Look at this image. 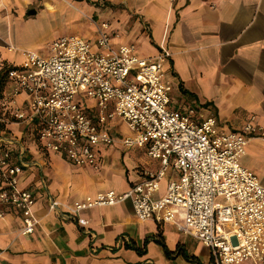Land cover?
Instances as JSON below:
<instances>
[{
	"label": "crops",
	"instance_id": "obj_1",
	"mask_svg": "<svg viewBox=\"0 0 264 264\" xmlns=\"http://www.w3.org/2000/svg\"><path fill=\"white\" fill-rule=\"evenodd\" d=\"M37 1L42 7L30 8L33 15L27 17L20 8L32 0H0V62L24 63L21 52L13 50L21 45L15 30L33 17L48 13L56 27L75 24L80 29L77 23L84 25L82 11L94 13L121 32L115 42L136 43L139 55H153L161 46L170 51L165 76L170 75L167 83L175 81L178 89L176 95L169 89L172 108L184 112L195 108L200 119L213 114L223 129L241 128L252 114L264 124V0H176L173 5L168 0H108L105 6L87 1ZM13 8L19 14H12ZM130 14L135 26L128 29L124 21ZM81 35L95 37L89 32ZM141 39L144 48L138 45ZM84 106L95 116L92 99L86 98ZM121 123L127 125L116 117L108 127L117 136L133 133L128 125L125 133ZM6 126L0 135L13 139L6 146L14 160L22 163L20 186L35 193L33 211L38 221L31 234H22L19 211L7 209L0 216V264H200L198 260L214 264L210 248L184 233L194 238L188 244L172 222L139 220L129 198L72 210L75 203L93 200L101 191L128 190L142 179V168L158 169L161 161L149 156L146 146L100 144L101 164L95 168L44 149L31 122L13 121ZM249 153L257 158L246 157ZM242 162L264 184L256 171L257 166L264 168V139L249 140ZM178 176L179 171L170 166L159 194L165 193L169 179ZM52 201H57L54 207ZM202 249L207 250V259Z\"/></svg>",
	"mask_w": 264,
	"mask_h": 264
},
{
	"label": "built area",
	"instance_id": "obj_2",
	"mask_svg": "<svg viewBox=\"0 0 264 264\" xmlns=\"http://www.w3.org/2000/svg\"><path fill=\"white\" fill-rule=\"evenodd\" d=\"M175 1V0H170ZM95 37L61 34L50 42V54L27 49L25 61L9 70L0 96V123L31 122L44 149L61 152L77 165L98 168L100 144L146 146L158 169L142 168V179L123 192L107 189L79 211L131 199L139 220L172 222L210 248L214 264H264V184L242 162L252 137L264 139V124L252 114L238 129H223L211 114L202 119L195 108L184 112L170 106L165 47L141 56L134 42H115L120 33L110 21L95 22ZM80 94L79 99L76 95ZM95 102V116L85 99ZM122 118L133 134L117 136L108 123ZM0 135V216L7 209L22 214L20 231L31 234L35 193L19 184L22 163ZM170 166L179 171L160 182ZM222 195L224 202L215 198ZM57 201H52L51 207Z\"/></svg>",
	"mask_w": 264,
	"mask_h": 264
},
{
	"label": "rangeland",
	"instance_id": "obj_3",
	"mask_svg": "<svg viewBox=\"0 0 264 264\" xmlns=\"http://www.w3.org/2000/svg\"><path fill=\"white\" fill-rule=\"evenodd\" d=\"M70 1L74 4H76L75 0H70ZM168 1H169L170 5H173L176 0L175 1L168 0ZM101 6H105V5L101 4ZM32 7L39 9L42 7V4L40 1L38 2L37 0H32V2L30 4H28L27 6L21 7L20 9H21L22 13L25 12V15L27 17H30L33 15L29 11L30 8H32ZM82 13H83L84 25H82V23H83L82 21L77 23L78 26H80L79 27L80 29H77L75 24L56 27L55 22H52V21L50 22L48 13L42 14L40 16L38 15V17H33L32 22L24 24L23 26L22 25L17 26L15 33H17V35H20L17 37H18V40L20 41L21 45H20V49L15 46V47H13V50L14 51L15 50L20 51L24 58H25V52L27 49H36V50L47 55V54L51 53L50 43L48 42V40L52 37L59 36L61 34H77V33L86 35V32H89L92 36H94L96 34L95 29H93L95 27V22L98 20H103V19L98 18V16L94 13L88 14L85 11H82ZM12 14H15V15L19 14L18 8H13ZM68 24H70V23H68ZM124 25L128 29H131L135 26V20L131 14L124 21ZM117 31L121 35V32L119 30H117ZM138 45L140 46V48H144L145 42L141 39L138 41ZM1 62L11 63L9 61H1ZM1 62H0V67L2 65ZM167 78L170 79V75H168V77L164 76L163 77L164 81L167 82V80H168ZM167 85H168V88L171 90V93L173 95L178 94V89H177V85L175 84V81H174V83H172V81H170ZM79 97H80V94H77L76 99L78 100ZM6 127L8 128V126L2 125L0 127V130L1 129L7 130ZM120 128L125 133L129 132V128L125 123H121ZM9 129L11 130V128H9ZM258 147L261 148L260 145H258ZM246 157L257 158L256 154L253 155V153L247 154ZM256 171L259 173L261 178L264 179V168H260L259 166H257ZM0 177H2V176H0ZM215 200L219 201V202H224L225 198L222 195H218L215 198ZM136 223H138V222H136ZM140 225H142V224H140ZM181 236L183 239H185V241L188 244L194 240L193 236H191V235H187V234L182 233ZM202 255L207 259L208 252L206 249H202Z\"/></svg>",
	"mask_w": 264,
	"mask_h": 264
},
{
	"label": "trees",
	"instance_id": "obj_4",
	"mask_svg": "<svg viewBox=\"0 0 264 264\" xmlns=\"http://www.w3.org/2000/svg\"><path fill=\"white\" fill-rule=\"evenodd\" d=\"M75 1H87L89 3H95L96 5H101V4H104V5H107L108 4V0H75ZM162 47H160L161 49ZM16 65H13V64H10V63H3V65H1L0 67V96L2 95V92H3V89L6 85V82L8 80V77H9V70L14 67ZM2 126V123H0V127ZM0 188L4 185V175H3V169L2 167L0 166ZM166 249V253L168 255H171L172 251H170L168 249V247L165 245V243L163 242L162 243ZM181 249V247H180ZM185 252L184 255L187 257V258H193L192 256L189 255V253L187 251H183ZM198 263L202 264L201 261L198 260Z\"/></svg>",
	"mask_w": 264,
	"mask_h": 264
},
{
	"label": "water",
	"instance_id": "obj_5",
	"mask_svg": "<svg viewBox=\"0 0 264 264\" xmlns=\"http://www.w3.org/2000/svg\"><path fill=\"white\" fill-rule=\"evenodd\" d=\"M31 12H35V9L31 10Z\"/></svg>",
	"mask_w": 264,
	"mask_h": 264
}]
</instances>
